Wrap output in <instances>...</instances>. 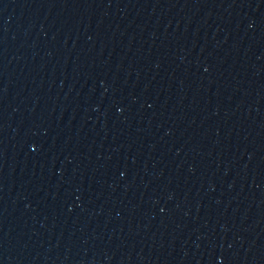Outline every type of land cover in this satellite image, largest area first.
I'll list each match as a JSON object with an SVG mask.
<instances>
[{
    "label": "water",
    "instance_id": "obj_1",
    "mask_svg": "<svg viewBox=\"0 0 264 264\" xmlns=\"http://www.w3.org/2000/svg\"><path fill=\"white\" fill-rule=\"evenodd\" d=\"M0 264H264V0H0Z\"/></svg>",
    "mask_w": 264,
    "mask_h": 264
}]
</instances>
